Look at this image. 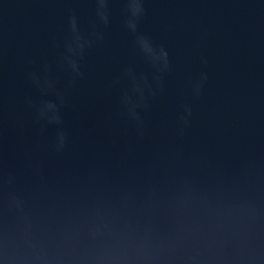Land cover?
<instances>
[{
    "label": "water",
    "instance_id": "95a60500",
    "mask_svg": "<svg viewBox=\"0 0 264 264\" xmlns=\"http://www.w3.org/2000/svg\"><path fill=\"white\" fill-rule=\"evenodd\" d=\"M0 264H264V0H0Z\"/></svg>",
    "mask_w": 264,
    "mask_h": 264
}]
</instances>
